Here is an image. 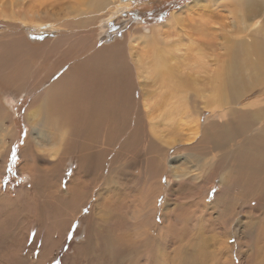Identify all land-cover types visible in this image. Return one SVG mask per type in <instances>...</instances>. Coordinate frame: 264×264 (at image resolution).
Segmentation results:
<instances>
[{"label":"rangeland","instance_id":"1","mask_svg":"<svg viewBox=\"0 0 264 264\" xmlns=\"http://www.w3.org/2000/svg\"><path fill=\"white\" fill-rule=\"evenodd\" d=\"M111 1L89 0L85 4H80L77 3L78 0H70L66 7L58 12L57 17L61 21H77L80 12H83V14L88 13L92 17L108 11L118 4L116 0L113 1V4L110 3ZM36 2L37 0H0V38L2 36L6 37L2 44H6L12 37L20 36V32H23L21 29H24V26L30 27L29 30L31 29L35 33L34 36H28V39L38 42L40 45L45 42L44 46L37 45L39 47L34 48L33 52L29 53L27 50L22 54V62L25 65L22 66L23 71L20 82L23 84L17 89H14L12 83L9 82V79L13 77L4 78L3 74H6L5 71L10 69L12 63H18V56L16 55L15 59H12L11 55L6 52L7 50L2 47V44L0 45L2 50H0V54L3 55L0 57L3 58L2 61L8 62L5 68L0 67V264H88L89 259H96L99 256L98 250L100 247L96 245L95 241L99 239L94 238L96 233L94 230L91 232L93 234L90 241H83L86 234L85 230L86 227L91 228V226L95 230L97 229L95 226L100 224L98 218L102 209L100 207L95 208L93 215L88 219L91 226L86 225V221L83 222V228L77 234L76 229L79 223L77 221H74L65 230L70 213H62L63 206H57V202L53 201L54 195L52 196L50 193L54 194L53 192L57 189V177H60V187L64 190L77 166V161L72 156L74 154L76 156L77 150L66 154L65 157L68 156L69 158L64 159L55 166V163L59 162V153L56 154V150L50 149L51 145L45 137L43 149H36L34 147L36 130L34 129L31 131V139L34 143L30 139L31 148H29L30 151L28 150L29 156L27 159L29 161L25 159L23 149L29 135L26 114L33 96L36 92L41 93L48 84L65 72L78 57L76 55L81 54L83 49H85V52L90 53L96 45L113 44L116 41L120 42L121 49L124 48L123 51L128 53L126 51L127 44H134V59L143 56V65L138 72L142 77L148 78L142 80V77H140L141 79L137 81L147 82L144 84V86L147 85V89L159 92L162 95L159 100V109L153 113L155 117L152 124L155 126L156 131L158 130L157 135L160 137L156 142L161 143L162 137L167 139L174 136L177 140L187 138L195 131L204 117V111L208 109V96L216 84V75H220L222 72V62L227 55L231 53L227 58L231 59L239 48L253 45L252 49L249 48L245 52L248 54V60H261L264 50L263 34H260L255 26H259L260 21L264 19V2L260 0H250L248 3H243V0H121L124 5L119 6L120 13L117 18L113 19L114 17L111 16V18L105 19L106 21L103 19L99 23L90 21L88 27H86L87 29L83 28V30L78 28V25L76 27L74 25V28L70 25H68L69 27L61 26L62 23L58 24L59 20L46 15H43L38 21H32L31 16L24 17V14L28 15L29 13L23 12L22 9L30 3L32 4L31 9L35 10ZM12 11L13 15L15 14L14 17H6ZM244 11L248 12V16H246L248 20L245 21V24L255 25L247 30H243L244 24L242 20H239L242 18ZM54 12H57V10L55 9ZM18 14L23 15V17L17 18L16 15ZM171 14H175L171 19L172 23H169L170 20L167 23L166 20L171 17ZM237 20L240 21L238 25ZM164 23L166 24L161 26ZM155 25H160V28H153ZM223 25H225V29L221 28ZM230 25L235 26L234 28H240L243 33L241 35L233 34L234 29H230ZM152 29L154 33H156L155 30L160 29L163 34L159 36L154 34L152 36L153 40L146 41L147 39L143 37L149 35ZM49 40H52V43ZM206 43H209L208 46L205 45ZM234 43L237 45L236 48ZM167 44L172 48L177 49L179 47V51L173 52L175 60L171 59L165 66L157 68L160 71L169 73L168 82L172 87V91L166 85L161 84L159 79L156 78L152 81L153 77L147 74L148 71L150 72L149 68H151L150 58H146L151 54L150 49L154 45H158L159 49L164 51L163 55L168 57L165 53ZM210 44L211 46H209ZM192 48L201 50L199 56L191 57L193 54ZM125 52L122 54H126ZM49 71L51 72L50 78L46 79ZM222 77L224 78V75ZM6 80L8 84H6ZM30 81L32 82L30 83ZM34 84L40 86L32 91L34 89L31 85L34 87ZM257 87H259L258 90H255ZM263 88L264 85L257 84L254 86V90L249 89L247 94L253 92V98H258L263 94ZM164 109L171 112L170 117H174V119H169L165 114H162ZM128 116L125 117L126 120L128 119L127 121L130 120V115ZM121 120L122 118L118 121ZM127 124H125L127 127L122 132L114 131L108 135L101 126V130L95 133L93 137L95 144L99 143V146H102V141L106 143V138L109 136L110 146L107 150H104V154L100 150H93L90 157L92 160L83 166V163H80L81 174L87 176L86 179H82L87 182L83 190L85 196L89 195V198L80 205L82 207L77 206L78 210L76 211L89 215L94 203L101 195V203L108 202L111 208L105 212L107 219L103 223L104 225L99 226V228L104 230L109 227L112 230L114 225H117L120 229H126L128 224H133L137 220L136 214L140 208L139 203L143 200L142 198H144L146 192L150 193L152 191V187H155L157 181L159 189L155 197L153 221L159 225L161 216H166L163 225L166 227L164 230L169 231L170 237L181 233H187L188 235L193 232L196 233V231L200 233V237L204 242V252L201 259L197 258V263L202 264L203 261L204 264L208 262V264H261L260 262H264V227L261 225L264 219V194H261L260 197L262 198H256V196L250 194L245 185L240 186L241 183L237 182L233 185L230 182L231 179L226 180L225 176H228L229 165L227 166L225 163L215 165L213 160L209 162L202 157V155L214 153L210 145H202L200 148L191 151L181 149L176 152L182 151L179 154H175L171 147H165L164 154L160 155L161 147L158 144H151L146 135L135 138L136 136L131 134L130 126ZM130 124L132 125V122ZM171 124H174V126L170 127ZM43 131L46 132L45 129ZM6 149L8 150L7 153L5 152ZM195 151H199L198 163H195L196 157L193 154ZM5 153L6 155H4ZM169 163L172 164V167ZM191 165L198 166L199 170L193 171V173H199L201 177L195 184L194 191L191 190V184L185 182L184 177L179 180L175 176L173 178L175 171ZM84 167L86 168L84 169ZM53 171H58V173ZM222 182L227 184L225 190ZM197 190H202L199 196L200 199L195 198ZM223 190L224 194L221 195ZM118 191L119 193H117ZM215 196H218L217 201L211 204L216 200ZM109 197L113 199L108 201ZM195 199L196 201H194ZM52 203L55 205H51ZM203 204L208 205L203 206ZM76 211L74 212L76 213ZM196 214L202 216L198 215L200 216L198 217ZM193 219L195 222H193ZM257 220L261 222L258 227ZM192 228H194V231ZM48 229L62 232L65 230V235L59 240L55 233H52L53 236H51L52 234L48 235L46 233ZM148 229L152 228L149 226ZM130 233L133 235V239L137 241L134 228L130 229ZM213 236H215V243L212 241ZM50 238L53 241L59 240L60 244H54L53 250L49 254H43L41 258L45 245L49 244ZM239 241L240 243H238ZM193 242L197 244L198 241L191 240V243ZM169 243L172 247L173 244ZM241 243L243 246H240ZM90 249L94 251L87 254L86 251ZM203 249L201 246L200 251ZM207 250L209 252H206ZM101 252H105V249ZM127 252L130 253L129 256L133 254L134 259L140 256V251L129 250ZM212 252L219 253L218 261L211 258ZM242 253L243 255H241ZM143 254L145 255L144 252ZM256 256H258V260ZM143 258L140 257L137 261L133 260L131 263L146 264L145 258Z\"/></svg>","mask_w":264,"mask_h":264},{"label":"bare ground","instance_id":"2","mask_svg":"<svg viewBox=\"0 0 264 264\" xmlns=\"http://www.w3.org/2000/svg\"><path fill=\"white\" fill-rule=\"evenodd\" d=\"M69 1L70 0H37L36 2L37 4H35L36 6L35 10L31 9L32 4L30 3L27 4L22 10L23 12L29 13L28 15L24 14V17L28 18L29 16H31L32 21L40 20L43 15H46L50 18L53 17L59 20L57 17L58 12L64 9L67 3H69ZM71 1H74V0H71ZM87 1L89 0H78L77 3L85 4ZM113 1L115 0H112L110 3L113 4ZM116 1L118 2V4L112 7V9L96 14L92 17L88 13L83 14V12H80L78 14L79 18H77V21L59 20V22L58 21L57 22L58 24L62 23L60 24L61 26L70 25L71 27H73L75 25L76 27V25H78V28H82L83 30V28L88 27L90 21H92V23H96V22L99 23V21L102 22L103 19L104 21H106L105 19L109 17L111 18V16L114 17L113 19H115L120 13L119 6L124 5L121 3V0H116ZM260 1L264 2V0H260ZM248 2H250V0H243V3H248ZM22 4L24 5V3ZM55 9L57 10V12H54ZM14 15L12 11L6 17H9V16L14 17ZM174 16L175 14H171V17L168 20H166V22L170 20L169 23H172L171 19ZM246 16H248V12L244 11L242 13V18L239 19V20H242V23L244 24V27H242L243 30H247L251 28V26H255V25H249L247 23L245 24V21L248 20ZM16 17L22 18L23 15L21 16L18 14L16 15ZM239 20H237L238 22L236 21L237 25L240 22ZM32 23H35V22H32ZM165 24L166 23L162 24L161 26ZM234 27L233 26L229 27L230 29H234L232 32L233 34L241 35L243 33L240 28H234ZM29 28L30 27L24 26V29L23 28L21 29L23 30V32H20V36L14 37V38L12 37L10 40L7 41L6 44H2L6 37L2 36V38H0V45L2 44V47L5 50H7L6 52H8L9 55H11L12 59H15L16 55L18 56V60H17L18 63H12L10 69L5 71L6 74H3L4 78L13 77L12 79H9V82L12 83L14 89L19 88L20 85L23 84L22 82H20V80L22 79V75H21L23 71L22 66L25 65L22 62L23 60L22 54L25 53L27 50L29 53L33 52L34 48L45 45L44 39H43L44 43H42L41 45L40 43L38 44V42L31 41L30 39H28V36L35 35L34 31L31 29L29 30ZM153 28H160V25H155ZM221 28L225 29L226 27L225 25H223L221 26ZM255 29L259 31L260 34H263L262 43L264 44V19L260 21L259 26H255ZM88 31H91V30H88ZM17 32H16V35L19 33ZM155 32L156 33H154V30L152 29L150 30L149 35L143 38L147 39L146 41H149V40H153L152 36L154 34H157L158 36L163 34L160 29L155 30ZM49 42L52 43V40H49ZM115 42L113 44L109 43V44H103L100 46L96 45L94 48L92 47L93 50L90 53L85 52V49H83L81 54L76 55L78 57L72 64H70L69 68H67L65 72L60 74V76H58L54 81L48 84V86L45 87V89L41 93L38 94L36 92L35 96H33L32 102L29 105L28 112L26 114V118H27V122L29 126V135L26 138L27 140H26L25 148L23 149V156L25 157L26 160H28L27 158L29 156V151H30L29 148H31L30 147V144H31L30 139L32 138L31 131H33L34 129L36 130V137H34V140H35L34 147L36 149H40V150L43 149V146L45 144V140H44V137H45L47 141L49 142V145H51L50 149L56 150L55 152L56 154L59 153L60 155L58 157L59 162L55 163V166L60 164V162L63 161L64 159L69 158L68 156L65 157L66 154H69L71 151L77 150L76 156H74L75 154L72 155L73 157H75L77 161V166L75 170L73 171V174L70 177L69 181L67 182L64 190H62V188L60 187V183H59L60 177H57L58 178L57 179L58 180L57 189L53 192L54 194L52 193L50 194L52 196L54 195V199L53 198L52 199L53 201L55 200L57 202V206H60V205L63 206L62 213L63 212L70 213V218L67 221V226L65 230L68 229L74 221H77V223L79 222L77 229H76V234L80 231L81 228H83V222L85 223L86 221L85 224L88 226H91L88 219H90V216L93 215L95 208L100 207L102 209V211H100L101 214H99V218H98L101 225L99 224L95 226V228H97L96 230L92 226L91 228L85 226L87 229L85 230L86 234L84 236L83 241L84 242L90 241V237L93 234V233L91 234V232L94 230L96 232L94 234L95 235L94 238L99 239L95 241L96 245L97 247H100V249L98 250L99 256L96 259H89L88 264H117V263L132 264L131 262L133 260L137 261V259L140 257L145 258L146 264H199L196 262V260L197 258L201 259L203 256V252H204V249H203L204 242L202 238L200 237V233H198L196 230H195L196 233H194L193 232L194 228H192L193 231L191 232L193 233L190 235H188L187 233H181L179 231L181 234H176L174 235V237H170L169 231L166 232L164 230L166 227L165 225H163L164 222L166 221L165 220L166 216L165 217L161 216V223L159 225L154 223L153 220H154V213H155V197L157 196L158 193L156 192L159 189V184H157V181L155 182V187H152V191L150 193L146 192L145 196L143 194L144 198H142L143 200L139 203L140 208L136 214L137 220L133 224L131 223L128 224L126 229H120L117 225H114L112 230H110L109 227H108L109 230L108 228H105V227H104L105 228L104 230L99 228V226L104 225L103 223L107 219L105 212L111 208V205L108 202L101 203V197H102L101 195L99 199L97 200V202L94 203L93 208L90 211L89 215L82 214L81 212H77L76 211L78 210L77 206H80L82 203H85L86 200L89 198V195L85 196V192L83 190L85 187V183L87 184V182H85V180H82V179H86L87 176H84L83 174H81L82 173V171L80 170L81 164L83 163L82 164L83 166L84 164H87L92 160L90 159V157L92 156L91 154L93 153V150L95 149L100 150L104 154V150H107L108 147L110 146L109 139H108L109 136L106 138V143L102 141L101 143L102 146H99V143L95 144V141L93 140L95 133L101 130L102 128L101 126H103V130H105L108 133V135H110L114 131L122 132L125 129V127H127L125 126V124L128 123L130 126L129 128L131 130V134L133 136H136L135 138H138L141 135L142 136L146 135L148 138L147 140H149L151 144L152 143L158 144L161 147V148L159 147L161 149L160 155H162V153L166 150L165 147L167 148L171 147L173 151L175 152V154H179L182 151L178 153L176 152L181 149H187L191 151V150L200 148L202 145H210L213 148L214 153H210L208 155H202L203 159L209 162L213 160L215 165H217V163H220V164L225 163L227 164V166L229 165L228 166L229 168L228 176L227 175L225 176V178H227L226 180L231 179L230 182L233 185L236 182L241 183L240 186L245 185L246 189L250 191V194L256 196V198H259L261 194L262 195L264 194V88H263V94L260 95V97L258 98H253V92L250 94H247V91L249 89L254 90V86L257 84L264 85V50H263L262 58L260 61H249L248 60V54H246L245 52L249 48L252 49L253 45H251L250 47L246 45L245 48H239L233 54L231 59H227L231 55V53H229L227 57L224 59V61L222 62L223 68H222L221 74L216 75L215 77L216 84L211 89L210 95L208 96V106H207L208 109L204 111L203 113L204 117L202 121L200 122V124L196 127L195 131L191 134V136H188L189 138L185 137V138H179L177 140V138H174V136L173 138L169 137L167 139L162 137L161 143H157L156 140L160 139V137L159 135H157L158 130L156 131L155 126L152 124V121L155 117L153 116V113L156 112L155 110L159 109V100L162 98V95L159 92H155L153 90L147 89V85L144 86V84H146L147 82L144 83L143 81H137L138 79L139 80L141 79L140 77H142L138 71H140L143 65V61H142L143 56H140L138 59H134V55H135L134 53L135 51L133 47L134 44L133 45H130L129 43L127 44L126 51L128 53H126L125 51H123L124 48L123 50L121 49L122 48L121 43L120 42L115 43ZM208 44L209 43H206L205 45L208 46ZM94 45H91V46H94ZM209 46H211V44ZM234 47L235 48L237 47L235 43H234ZM178 48L177 49L172 48L170 47L169 44H167L165 53L168 55V57H165L163 55L164 51L160 50L158 45H154L150 49V52H151L150 56H146V58H150V65H151V68H149L150 72L148 71L147 74L153 77L152 81H154V79L156 78L159 79L161 84L166 85L167 88L171 91H172V87L168 82L169 73L165 71H160L158 70L157 67L165 66L166 64L170 62L171 59L175 60L174 58L175 55H173L174 54L173 52H176V51L178 52L179 51ZM122 51L125 52L126 54H122L123 53ZM192 51H193V54L191 55V57L199 56V54L201 53L200 52L201 50L199 48H196V49L192 48ZM0 56H3V55L0 54ZM2 60L3 58L0 57V67L5 68L8 65V62H4ZM50 75H51V72L49 71V74H47L46 79L50 78ZM223 75H224V78L222 77ZM143 79H148V78L142 77V80ZM32 81H30V83ZM223 82L224 84L222 85ZM6 84H8V82ZM39 86L40 85L38 84H34V87L31 85L32 89H34L32 91H35L36 89H38ZM258 88L259 87H257L255 90H258ZM235 105L238 107H236ZM162 114H165L169 119H174V117H170L171 112L167 111L166 109L163 110ZM128 115H130L129 121H127L128 119L126 120L125 118ZM120 118H122V120L118 121ZM131 122L133 126L130 124ZM172 125L174 126V124H171L169 126L172 127ZM42 128L43 130L45 129L46 131L45 133L42 130ZM49 130H52V131L49 132ZM92 140L94 141V144ZM148 148H151V147H148ZM5 152L7 153L8 150L6 149ZM6 153L4 155H6ZM198 153L199 151H195L193 153L194 156L196 157L195 163H198V159H199ZM81 158H83L82 159L83 161L81 160ZM171 165L172 164H170V166ZM52 166H53V163H52ZM85 168L86 167H84V169ZM196 170H199L197 165H191L190 167L179 169L174 172L173 178L175 176V178H178L179 180L181 177H184V180L186 179L185 182H189L192 187L191 190L194 191L195 184L201 178L199 173H196V172L193 173V171H196ZM53 172L58 173V171H53ZM50 175L51 173L49 174V176ZM54 180L57 181L56 179ZM46 184H47V180H46ZM222 186H224L223 189L225 190V188L227 187V184L225 182H222ZM54 187L56 188V186ZM224 190L221 192V195L224 194ZM201 192L202 190L196 191V194H197V196L195 197L196 199H200L199 196ZM117 193H119V191ZM217 197L215 196L216 200H214L211 204L216 203ZM113 198L109 197L107 200L110 201ZM196 199L194 201H196ZM51 205H53V203ZM207 205L208 204H203V206H207ZM74 211H76V213ZM71 212H74V213H71ZM162 214L165 215L164 213ZM198 215H201V214H198ZM199 219L197 220L198 222H199ZM193 222H195L194 219H193ZM262 222L263 224L261 225L264 227V219L262 220ZM258 223H259L258 225L256 223L257 227L260 225L261 222L258 221ZM197 224L200 225L199 223ZM149 226L152 229H148ZM131 228H134L136 231L137 241L133 239V235L130 233ZM65 230L62 232L58 230L54 231V230L48 229L46 233L48 235L55 233L57 234V237H59V240H60L61 238H63L62 236L65 235L64 234ZM51 236H53V234ZM194 239L198 241L197 244H195L194 242L191 243V240H194ZM218 239H219V236H218ZM59 240L53 241L50 238L49 244L45 245L41 258L43 254H46V253L49 254V252L53 250L54 244L56 245L60 244ZM168 241L173 244L172 245L173 248L170 247L171 244ZM208 241L210 242L211 240H208ZM212 241L213 242L215 241V236H213ZM260 242H261V239H260ZM238 243H240V241ZM201 246L203 249L202 251H200ZM240 246H243V244ZM256 247L258 248V246ZM104 249H105V252H101V251H104ZM129 250L130 251H140V256L134 259L133 254L132 256H129L130 253L127 252ZM245 250H248V249H245ZM93 251H94L93 249L92 251L90 249L86 252L87 254H90ZM254 251L255 249L253 250V252ZM143 252L145 253V255L143 254ZM206 252H209V251L207 250ZM212 253L213 255L211 254V258L212 259L214 258L216 261H218L219 253L218 252H212ZM241 255H243V253ZM256 257L258 260L259 259L258 256ZM261 258H262V255L260 257V260ZM260 263L263 264L264 262H260ZM202 264H204L203 261H202Z\"/></svg>","mask_w":264,"mask_h":264}]
</instances>
